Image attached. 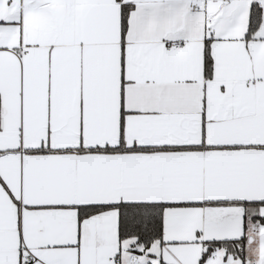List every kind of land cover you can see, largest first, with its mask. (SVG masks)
<instances>
[{"label":"snow or ice","instance_id":"6c2138e0","mask_svg":"<svg viewBox=\"0 0 264 264\" xmlns=\"http://www.w3.org/2000/svg\"><path fill=\"white\" fill-rule=\"evenodd\" d=\"M0 264H264V0H0Z\"/></svg>","mask_w":264,"mask_h":264}]
</instances>
